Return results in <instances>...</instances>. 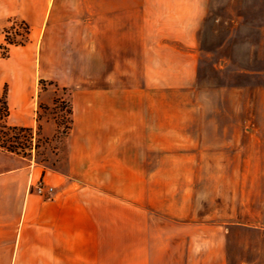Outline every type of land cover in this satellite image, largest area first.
<instances>
[{
    "label": "rangeland",
    "instance_id": "374dc122",
    "mask_svg": "<svg viewBox=\"0 0 264 264\" xmlns=\"http://www.w3.org/2000/svg\"><path fill=\"white\" fill-rule=\"evenodd\" d=\"M169 2L181 4L138 8L139 66L129 79L141 158L156 174L151 264H264V0ZM13 21L0 58L32 39L28 23ZM48 85L56 81L40 78V90ZM37 120L13 133L2 119L0 148L45 170L71 126L68 91L40 104Z\"/></svg>",
    "mask_w": 264,
    "mask_h": 264
},
{
    "label": "crops",
    "instance_id": "0c3cea01",
    "mask_svg": "<svg viewBox=\"0 0 264 264\" xmlns=\"http://www.w3.org/2000/svg\"><path fill=\"white\" fill-rule=\"evenodd\" d=\"M169 1L0 0V28L22 20L32 37L0 58L6 123L38 126L40 104L52 107L60 89L72 116L48 169L0 148V264H151L156 174L141 158L129 79L139 66L138 8L181 4ZM40 78L60 89L40 90ZM43 124L55 132L54 120ZM32 173L55 187L50 197L31 190Z\"/></svg>",
    "mask_w": 264,
    "mask_h": 264
},
{
    "label": "built area",
    "instance_id": "2783aa9c",
    "mask_svg": "<svg viewBox=\"0 0 264 264\" xmlns=\"http://www.w3.org/2000/svg\"><path fill=\"white\" fill-rule=\"evenodd\" d=\"M14 26H18V22L13 21V24L9 28H5L0 31L1 34L4 35V41L2 42V46H0L1 52H6L8 47L13 43L11 40V34H12V28ZM5 115H0V121L2 119H5ZM9 130H11L13 133L19 131L17 128H12L11 126H6ZM26 130H22V132H25ZM8 148V147H7ZM30 188L33 192H36L37 194L45 197H50L54 191L55 187L51 184H49L45 178L40 177L38 179H33V173L30 181Z\"/></svg>",
    "mask_w": 264,
    "mask_h": 264
},
{
    "label": "trees",
    "instance_id": "16d2710c",
    "mask_svg": "<svg viewBox=\"0 0 264 264\" xmlns=\"http://www.w3.org/2000/svg\"><path fill=\"white\" fill-rule=\"evenodd\" d=\"M8 114H9V107H8L7 102H6V98H5V96L0 97V115L1 116H3V115L8 116ZM14 127L19 128L20 130H26L27 132L29 130H31L30 127H17V126H14ZM0 132H1V126H0ZM25 136H27V135H25ZM4 147H6V146H4Z\"/></svg>",
    "mask_w": 264,
    "mask_h": 264
}]
</instances>
